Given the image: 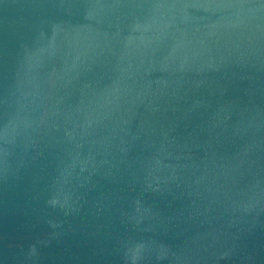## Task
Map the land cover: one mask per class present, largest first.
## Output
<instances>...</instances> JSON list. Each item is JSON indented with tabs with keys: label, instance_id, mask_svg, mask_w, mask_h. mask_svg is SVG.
<instances>
[{
	"label": "water",
	"instance_id": "95a60500",
	"mask_svg": "<svg viewBox=\"0 0 264 264\" xmlns=\"http://www.w3.org/2000/svg\"><path fill=\"white\" fill-rule=\"evenodd\" d=\"M0 264H264V0H0Z\"/></svg>",
	"mask_w": 264,
	"mask_h": 264
}]
</instances>
